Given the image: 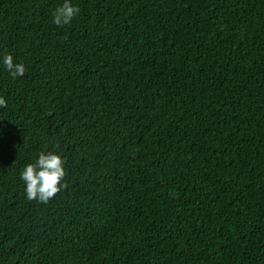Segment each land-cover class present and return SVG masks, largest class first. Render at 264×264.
<instances>
[{
  "label": "trees",
  "instance_id": "trees-1",
  "mask_svg": "<svg viewBox=\"0 0 264 264\" xmlns=\"http://www.w3.org/2000/svg\"><path fill=\"white\" fill-rule=\"evenodd\" d=\"M64 2L0 0V264H264V0Z\"/></svg>",
  "mask_w": 264,
  "mask_h": 264
},
{
  "label": "clouds",
  "instance_id": "clouds-1",
  "mask_svg": "<svg viewBox=\"0 0 264 264\" xmlns=\"http://www.w3.org/2000/svg\"><path fill=\"white\" fill-rule=\"evenodd\" d=\"M79 13L80 8L72 0H65L62 6L55 9L53 23L58 26L68 25ZM3 64L13 78L24 76L27 70L24 63H14L11 54L3 57ZM0 107H7V101L2 96ZM67 175L64 158L57 152L49 151L40 152L34 163H28L21 170L20 179L25 184L26 198L29 201L47 204L67 188Z\"/></svg>",
  "mask_w": 264,
  "mask_h": 264
}]
</instances>
